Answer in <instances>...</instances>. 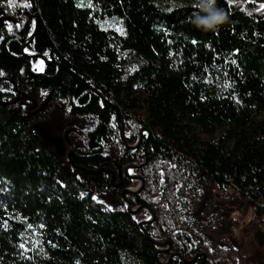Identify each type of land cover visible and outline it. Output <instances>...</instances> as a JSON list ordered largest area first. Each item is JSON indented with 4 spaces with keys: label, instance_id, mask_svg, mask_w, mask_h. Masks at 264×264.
Masks as SVG:
<instances>
[{
    "label": "trees",
    "instance_id": "trees-1",
    "mask_svg": "<svg viewBox=\"0 0 264 264\" xmlns=\"http://www.w3.org/2000/svg\"><path fill=\"white\" fill-rule=\"evenodd\" d=\"M262 6L215 0L206 31L201 0H0V264H246L264 237Z\"/></svg>",
    "mask_w": 264,
    "mask_h": 264
},
{
    "label": "rangeland",
    "instance_id": "rangeland-1",
    "mask_svg": "<svg viewBox=\"0 0 264 264\" xmlns=\"http://www.w3.org/2000/svg\"><path fill=\"white\" fill-rule=\"evenodd\" d=\"M223 132L222 129H218L215 135H220ZM202 137L206 138L205 135ZM43 138L46 142L55 146L58 149L60 139L53 137L48 130L43 132ZM80 198H85L86 195L81 193ZM90 202L103 210H108L103 203L91 199ZM135 234V233H133ZM36 243V241H35ZM246 264H264V237L260 229H253L247 239V263Z\"/></svg>",
    "mask_w": 264,
    "mask_h": 264
},
{
    "label": "water",
    "instance_id": "water-1",
    "mask_svg": "<svg viewBox=\"0 0 264 264\" xmlns=\"http://www.w3.org/2000/svg\"><path fill=\"white\" fill-rule=\"evenodd\" d=\"M32 37H33V35H31V36L29 37V39L27 40V42L31 41ZM24 48H25V46L23 45V46H22V51H23V53H24L26 56H28V57H37V58H40V59H42V60L44 61L45 65H50V64L52 63V57H51V54H50V58H45L44 56H42V55H40V54H27V53H25ZM140 140H141V135L139 136V141H138L137 144H139ZM135 146H136V145H131V146H129V147L133 148V147H135ZM144 163H145V162H144ZM141 165H143V164H141ZM133 166H135V165H132L131 167H128L127 169L129 170V169L132 168ZM139 166H140V165H139ZM129 175H130L131 177H133V178H138V177H139L138 175H131L130 173H129ZM142 186H143V180L140 178V185H139L138 188L133 189V190H130V189H124V190L122 191V195H123V197L127 200V209L130 210L131 212H135V211L138 210L140 207H139V208H136V209H131V207H130V202H129V200H128L127 197H126V194H127V193H136V192L140 191V189L142 188ZM105 207H106V206H105ZM152 215H153V216L151 217V219H149V220H145V221L139 223V225H140V226H143V224L150 223V222L154 219V214L152 213ZM146 235H147V233H146ZM155 243H157V244H159V245H167V247H165V248H163V249H159V251L168 252L169 249H170V247H171V243H170V241H168V240L163 241V242H155ZM171 256H179V254H177V253H173ZM197 256H198V255H197ZM197 256H195V257H194L193 259H191V260H186V262L189 263V262H191L192 260H195V258H196ZM179 257H180V256H179ZM202 257H203V259H202V261H201L200 264H203V261H204L205 255L202 254ZM169 260H170V257L168 258V260H167L166 263H168ZM166 263H164V264H166Z\"/></svg>",
    "mask_w": 264,
    "mask_h": 264
},
{
    "label": "clouds",
    "instance_id": "clouds-1",
    "mask_svg": "<svg viewBox=\"0 0 264 264\" xmlns=\"http://www.w3.org/2000/svg\"><path fill=\"white\" fill-rule=\"evenodd\" d=\"M201 9L207 13L204 16H197L193 23L204 30H214L215 27L225 21L222 10L215 8V0H201Z\"/></svg>",
    "mask_w": 264,
    "mask_h": 264
},
{
    "label": "flooded vegetation",
    "instance_id": "flooded-vegetation-1",
    "mask_svg": "<svg viewBox=\"0 0 264 264\" xmlns=\"http://www.w3.org/2000/svg\"><path fill=\"white\" fill-rule=\"evenodd\" d=\"M44 131H46V129H45V130H43V132H44Z\"/></svg>",
    "mask_w": 264,
    "mask_h": 264
},
{
    "label": "snow or ice",
    "instance_id": "snow-or-ice-1",
    "mask_svg": "<svg viewBox=\"0 0 264 264\" xmlns=\"http://www.w3.org/2000/svg\"><path fill=\"white\" fill-rule=\"evenodd\" d=\"M262 7H264V6H262Z\"/></svg>",
    "mask_w": 264,
    "mask_h": 264
}]
</instances>
